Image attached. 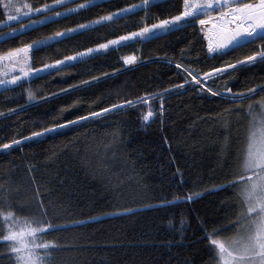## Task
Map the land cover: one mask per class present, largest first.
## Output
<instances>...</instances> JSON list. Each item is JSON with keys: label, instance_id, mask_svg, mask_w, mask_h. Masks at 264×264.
Returning a JSON list of instances; mask_svg holds the SVG:
<instances>
[{"label": "trees", "instance_id": "trees-1", "mask_svg": "<svg viewBox=\"0 0 264 264\" xmlns=\"http://www.w3.org/2000/svg\"><path fill=\"white\" fill-rule=\"evenodd\" d=\"M27 1L33 7L51 4V0ZM81 2L69 0L62 7L52 6L49 11L0 25V52L88 23L139 0H94L83 10L63 13V8H74ZM181 3L153 0L146 21L142 19L145 9L139 8L65 39L46 41L44 46L30 49L29 66L38 69L74 51L134 31L145 22L154 23V18L175 15ZM55 12L62 15H52ZM209 14H198L196 19ZM41 16L47 19L28 26L31 19L38 21ZM5 19L0 9V20ZM12 29L16 32L10 34ZM262 44L264 37L260 36L209 58L193 20L152 38L110 46L103 54L70 67L0 86V144L53 123L86 116L121 99L178 84L186 74L176 68L177 62L207 72L241 61L260 51ZM128 54L137 56L131 66L121 59ZM90 76L98 78L81 86L79 82ZM207 83L217 91L258 86L242 101L245 109L252 101L258 114L259 101L264 98V61L225 70ZM69 85L75 87L69 89ZM26 88L43 99L28 101ZM149 103L154 115L148 122L140 119L144 109L129 106L0 149V210L14 211L23 222L42 200L53 224L95 217L79 227L47 231L40 242L53 240L58 245L50 252L47 264H217L201 227L223 225L238 211L236 188L211 189L238 172L249 128L247 111H231L237 105L227 97H213L191 86L165 95L162 112L160 98ZM189 193L198 195L163 207H142ZM117 207L138 210L128 215H105ZM6 249L7 244L0 242V264H15Z\"/></svg>", "mask_w": 264, "mask_h": 264}, {"label": "snow or ice", "instance_id": "snow-or-ice-1", "mask_svg": "<svg viewBox=\"0 0 264 264\" xmlns=\"http://www.w3.org/2000/svg\"><path fill=\"white\" fill-rule=\"evenodd\" d=\"M65 2H69V0H51V4L43 3L39 7H33L27 0L23 4L19 3L18 0H0V9L3 10V15L6 18L0 20V25L17 20L19 16L29 13L39 14L41 10L49 11L52 6L62 7ZM93 3L94 0H82L81 3L75 4L74 8H63L62 11L63 13H71L78 9L83 10L92 6ZM152 3L153 0H139L136 4H129L123 8H117L114 11L99 15L88 23H81L67 29L62 28L41 40L24 43L20 47L0 52V65L4 66L0 68V72L5 69L18 70L19 72V75L10 74L8 79H0V86L15 85L22 78L26 79L30 76L34 78L37 73L47 74V72L55 71L60 67H70L72 63L80 62L82 59L103 54L102 50L109 49L110 46H120L136 38H152L158 34L177 30L180 24H187L194 20L196 24L205 25L213 20V16L196 19V16L201 13H214L215 28L217 29L214 41H210L208 44L209 58L213 55H224L232 47L247 43L258 36L264 37V0H182L181 10L175 15H166L163 19L154 18V23L145 22L142 27H137L134 31L74 51L61 59L45 63L38 69L29 66L30 49L44 46L46 40L65 39L74 33L87 30L91 25L111 22L129 14L131 10L139 8L145 9V16L142 19L146 21L148 18L147 9ZM13 12L15 15L12 14ZM52 15L60 17L62 12H55ZM46 19L47 17L41 16L40 21H30V23L35 24ZM24 27L23 24L20 25L21 29ZM12 31L15 32L16 30L13 29ZM260 49V51H253L251 55L244 56L241 61L224 64L207 72H198L195 68L177 62L176 68L182 69L186 74L178 84H169L167 88L158 89L156 92H145L134 98L121 99L118 103L89 112L86 116H76L74 120H64L60 125L53 123L48 127H41L38 131L30 133L29 136L0 144V149L6 150L11 146L20 144L23 140L52 132L58 127L74 124L87 118L98 117L109 111L129 106L139 105L144 109L140 119L142 122H148L154 115V108L149 101L160 98L162 112L164 96L179 88L191 86L200 93L206 91L213 97L225 96L237 105L231 111H247L249 128L246 144L239 158L237 174H234L233 179L225 181L223 185L213 186L211 190H220L225 187L236 188L238 211L234 218L229 219L223 225L211 229L202 226L201 231L208 241L209 248L214 252L213 258L217 264H264V98L259 101L261 111L257 114L253 111L254 104L252 101L249 102L247 109L242 105V101L252 96L258 86L253 85V87L238 91L224 87L221 91H217L207 83L209 78H214L218 73L225 72V70L242 67L245 63L252 64L257 60L264 61V44L260 45ZM121 59L124 65H129L137 61V56L128 54L123 55ZM115 71L117 70L113 69V72ZM97 78L90 76L88 80L79 83L83 86L89 82H95ZM73 87L75 85L68 86L69 89ZM24 92L28 101L43 99L37 97L31 88H26ZM75 103L76 101L73 102V104ZM196 195L198 194L176 195L172 200L162 199L157 202V205H143L142 207H163L181 200L190 201ZM137 210L131 207H117L105 215H128ZM48 211V206L41 200L36 211L21 222V218L16 216L14 211L0 210V222L3 223V235H0V242L7 244L6 254L14 258L15 264H47V261L51 259L50 252L58 247L53 240L40 242L41 237L47 231L63 230L73 226L79 227L95 219V217H88L84 220H65L61 224H53L50 222L52 217H49ZM180 225L183 227V219L180 220ZM229 229L232 230L229 235H221Z\"/></svg>", "mask_w": 264, "mask_h": 264}, {"label": "rangeland", "instance_id": "rangeland-1", "mask_svg": "<svg viewBox=\"0 0 264 264\" xmlns=\"http://www.w3.org/2000/svg\"><path fill=\"white\" fill-rule=\"evenodd\" d=\"M19 3L23 4L25 2V0H18ZM28 2V1H27ZM44 11V10H41V12ZM13 15H15V13L13 12L12 13ZM33 14H37V13H29L27 15H24V16H19L17 20H14V21H18V20H21V19H24V18H27L29 17L30 15H33ZM208 16H213V20L206 23L205 25H200V24H197L198 25V28L200 30V33L204 39V43H205V47H206V51L208 53V44L210 41H214L215 39V32L217 31V29L215 28V18H214V13H211L209 14ZM51 17H55V16H50ZM204 18V17H202ZM201 19V18H200ZM30 21H34L33 19H31ZM40 21V20H38ZM9 22H6L5 24H8ZM29 25L28 26H31L33 25L34 23H28ZM13 30V29H12ZM16 32V31H15ZM13 31L10 32L11 33H15ZM6 35V34H5ZM4 35V36H5ZM47 41V40H46ZM45 41V42H46ZM103 51V50H102ZM134 64V63H133ZM133 64H129L127 66H131ZM4 66L3 65H0V68H3ZM10 74H15V75H19V72L18 70H9V69H5L3 72H0V76H2L3 78L1 79H8L9 78V75ZM228 235V234H227ZM225 235V236H227Z\"/></svg>", "mask_w": 264, "mask_h": 264}, {"label": "water", "instance_id": "water-1", "mask_svg": "<svg viewBox=\"0 0 264 264\" xmlns=\"http://www.w3.org/2000/svg\"><path fill=\"white\" fill-rule=\"evenodd\" d=\"M258 37H260V36H258ZM234 47H236V46H234ZM233 48V47H232Z\"/></svg>", "mask_w": 264, "mask_h": 264}]
</instances>
